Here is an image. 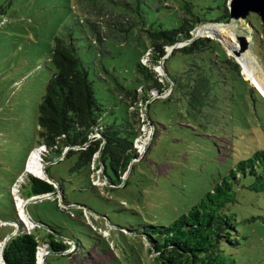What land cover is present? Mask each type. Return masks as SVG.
I'll use <instances>...</instances> for the list:
<instances>
[{"label": "rangeland", "instance_id": "obj_1", "mask_svg": "<svg viewBox=\"0 0 264 264\" xmlns=\"http://www.w3.org/2000/svg\"><path fill=\"white\" fill-rule=\"evenodd\" d=\"M225 1L149 0L146 18L148 22L162 25L177 24L181 9L188 2L196 15L212 21L224 13ZM78 16L72 0H0V218L8 220L0 219V264H3V242L19 232L35 235L42 253L38 255L40 264L44 259L46 264H159L153 259L154 254H149L140 232L150 224H169L195 205L211 189L219 174L234 168L256 149L264 150V52L256 36L252 38L251 29L242 28L240 22L203 26L204 30H220L221 39L226 40L221 41L226 51L224 44L228 40L237 48L236 36L248 38V48L236 59L243 66V78L230 73L226 79L223 76L220 84V93L228 101L224 109L210 123L198 125L187 123L182 109L170 101H154L149 107L154 124L143 119L139 112L141 133L134 148L140 157L130 170L127 184L117 189L114 185L104 188V183L99 184L103 196L87 188L86 169L70 170L75 155L47 165L36 152L31 153L25 171L32 172L28 165L35 153L40 166L39 172L32 174L58 180L66 202L85 205L91 211L63 203L59 206L54 196L30 202L12 189L21 228L9 221L13 215L8 189L23 172L27 151L38 145L37 105L53 72L50 61L53 38L65 26L77 32ZM249 18L258 24L256 16L252 14ZM200 30L197 35L217 39ZM122 36L117 32L116 40L107 39L102 51L80 40L79 54L83 61L89 62L104 122L119 121L127 107L106 88L98 72L106 69L126 88L137 89L141 84L135 68L148 41L136 30L127 39ZM187 43H175L167 49V54ZM97 55L100 66L95 67L93 61ZM180 65L182 56L178 52L166 61L169 73ZM159 71L162 70L159 68ZM107 175L116 183L109 167ZM250 182L249 177L242 178L237 189V227L244 237L236 249L235 264H264V193L250 190L247 187ZM27 193L24 185L22 195L25 197ZM55 196L61 200V190ZM25 202H30L27 204L30 217L52 226L53 235L70 246L67 250L61 254L45 251L49 240L46 234L51 231L25 216L21 211ZM75 209H81L82 215Z\"/></svg>", "mask_w": 264, "mask_h": 264}, {"label": "trees", "instance_id": "obj_2", "mask_svg": "<svg viewBox=\"0 0 264 264\" xmlns=\"http://www.w3.org/2000/svg\"><path fill=\"white\" fill-rule=\"evenodd\" d=\"M72 1L79 14L80 26L77 32L73 27L65 26L53 38L50 54L53 72L37 105L38 145L27 151L23 172L8 189L13 215L9 221H14L21 228L23 225L18 218L12 189H16L24 200L31 199L30 202L45 199V195L61 190V200L57 196L53 197L59 206L63 203L91 211L85 205L66 202L60 183L53 177L46 174L54 181L50 183L27 173L25 163L31 153L36 152L47 165L75 155L70 170L80 172L86 169L89 180L87 188L97 190L100 195V187L92 184L95 170L100 169L104 188H109V185H114L115 189L122 188L127 184L133 164L140 157L134 148L141 133L139 112L143 119L154 124L149 114L150 105L156 100L170 101L182 109L187 123H210L228 103L220 93L223 76L226 79L231 73L243 78V66L224 49L220 40L197 35L201 29L200 32H209L222 38L220 30H204L203 26L229 25L233 21L228 9L230 0L225 1L224 13L212 21L203 20L192 11V5L185 2L178 23L170 25L147 21L146 7L149 6V0ZM162 1L166 3L168 0ZM252 14L234 22L242 23V28L251 29L252 38L256 36L257 44L264 52V25L253 14L258 18V24L255 25L249 18ZM135 30L148 41L135 68L141 84L137 89L126 88L106 69L98 72L97 76L105 81L106 88L115 93L119 102L127 107L126 114L119 121L104 122L102 103L95 97L89 62L83 61L79 54L80 40L102 51L103 43L107 39L116 40L117 32L127 39ZM179 41L188 43L167 54V49ZM147 52L148 62L143 64L141 58ZM174 52L181 54L182 65L169 73L166 61ZM98 57L93 61L95 67L99 65ZM157 65L162 70V81L154 69ZM249 77L252 79L251 75ZM250 88L261 97L257 90L252 86ZM92 164L95 170H92ZM108 167L116 177V183L107 175ZM247 177L251 179L247 185L250 190L264 193V150L256 149L249 157L239 160L234 168L219 174L211 189L169 224H150L140 232L148 245L149 254H154L153 259L159 264H235L236 249L244 237L237 227V189L241 179ZM24 185L28 191L25 197L22 195ZM75 210L82 215L81 209ZM27 214L30 217L28 210ZM33 221L51 231L46 234L49 240L45 251L61 254L70 247L63 242L64 239L53 235L52 226ZM38 247L33 233L19 232L5 241L2 261L4 264H39Z\"/></svg>", "mask_w": 264, "mask_h": 264}, {"label": "water", "instance_id": "obj_3", "mask_svg": "<svg viewBox=\"0 0 264 264\" xmlns=\"http://www.w3.org/2000/svg\"><path fill=\"white\" fill-rule=\"evenodd\" d=\"M228 9H229L230 17L232 20H239V19L244 20L250 13H253L260 18L261 23L264 25V0H230ZM217 39L221 41V39L218 36H217ZM236 39L238 41L236 49L229 50L224 45L228 53L231 54L235 59H237L242 53H244L249 45L248 38L246 35H238L236 36ZM47 181L50 183H54V181L49 177H47ZM55 195H57V191H54L50 193L49 195H45L44 197H47V196L50 197V196H55ZM26 204H27L26 202L23 204V207H22L23 213L32 223L38 224L34 222L32 219H30V217L28 216ZM4 245H5V242H3L2 244V249ZM2 249H1V253H2ZM42 264H45L44 260Z\"/></svg>", "mask_w": 264, "mask_h": 264}, {"label": "built area", "instance_id": "obj_4", "mask_svg": "<svg viewBox=\"0 0 264 264\" xmlns=\"http://www.w3.org/2000/svg\"><path fill=\"white\" fill-rule=\"evenodd\" d=\"M148 52L147 53H145V55L144 56H142V58H141V62L143 63V64H147V62H148ZM159 68H160V66H155L154 67V69H155V71L158 73V75L160 76V81H162V79H161V77H162V71L160 72L159 71ZM161 69V68H160ZM91 168H92V170H95V168H94V164H92V166H91ZM27 173H30V174H32V172H29V171H26ZM33 175V174H32ZM102 183H104V181H103V179H102V177H101V175H100V169L99 170H95V172L92 174V184L93 185H95V186H98L99 184H102ZM27 200H31V199H27ZM23 207V206H22ZM21 211H22V208H21ZM23 212V211H22ZM38 263L40 264V262H39V260H38Z\"/></svg>", "mask_w": 264, "mask_h": 264}, {"label": "bare ground", "instance_id": "obj_5", "mask_svg": "<svg viewBox=\"0 0 264 264\" xmlns=\"http://www.w3.org/2000/svg\"><path fill=\"white\" fill-rule=\"evenodd\" d=\"M228 40V39H227ZM222 41V40H221ZM223 42V41H222ZM229 50H232V49H236V47H234L232 44H231V41L228 40L227 44H224ZM39 163H38V159H37V156L36 154L34 153L32 155V157L30 158V161H29V165H28V168L30 171L32 172H35V174H37L39 172ZM40 174V173H39ZM42 253L39 251L38 252V255H41Z\"/></svg>", "mask_w": 264, "mask_h": 264}]
</instances>
